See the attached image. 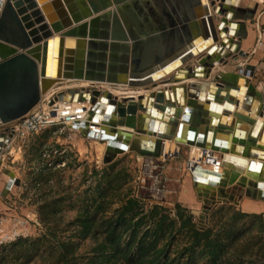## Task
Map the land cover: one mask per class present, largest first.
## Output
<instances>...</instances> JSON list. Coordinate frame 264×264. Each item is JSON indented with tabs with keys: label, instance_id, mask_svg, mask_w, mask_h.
<instances>
[{
	"label": "rangeland",
	"instance_id": "374dc122",
	"mask_svg": "<svg viewBox=\"0 0 264 264\" xmlns=\"http://www.w3.org/2000/svg\"><path fill=\"white\" fill-rule=\"evenodd\" d=\"M212 1L216 7L222 4ZM249 1L255 3L242 0L239 7L246 8ZM218 14L223 19L224 13L219 10ZM244 27L253 33L247 47L243 38L238 51L214 57L213 64L219 63L215 70L204 53L185 65L189 76H193L196 65L205 63V77L198 79L206 85L231 77L234 84L236 76L249 68V89L263 94L264 3L258 5ZM172 74L167 75L170 79L164 78L169 83ZM74 82L66 81L56 88L75 85ZM88 86H79V91L94 89ZM182 86L186 88L188 84ZM203 120L206 119L201 117L197 126H208ZM8 127L9 124L0 125V133ZM175 145L181 154L178 160L166 163L172 168L168 193L164 205L154 211L153 207L143 206L148 193L135 182L137 154L119 153L104 164L96 144L68 131L59 140L52 130L27 138L11 137L0 155V264H134L141 241L154 245L147 248L145 264H264V201L243 197L237 204L217 203L208 218L201 220L203 203L194 190L192 175L183 169L191 148ZM3 169L12 171L19 180V185L5 196ZM184 184L192 187V208L177 201ZM127 201L134 202L131 212L120 217ZM246 202L258 210L248 211ZM159 221L157 235L153 229ZM109 223L119 235L126 230L118 250L108 247ZM195 231L201 236L209 232L208 238L196 237Z\"/></svg>",
	"mask_w": 264,
	"mask_h": 264
},
{
	"label": "water",
	"instance_id": "95a60500",
	"mask_svg": "<svg viewBox=\"0 0 264 264\" xmlns=\"http://www.w3.org/2000/svg\"><path fill=\"white\" fill-rule=\"evenodd\" d=\"M210 1L214 8L215 2ZM216 1L221 4L224 0ZM203 3L204 0H189L184 10H180L176 3L173 6L169 0L156 1L154 5L152 4L153 7H149L144 0H7L0 17V123L8 125L21 119L38 104L40 96L53 86L55 79L47 77L50 55L51 60L56 63V79H85L134 87L135 82L142 85L146 78L150 82L151 78L170 73L196 51L198 48L197 46L194 48L196 43L206 44L209 40L214 43L213 37L206 39V33L214 35L215 28L211 14L206 12ZM74 4L78 10L74 9ZM250 4L249 2L246 8L239 7L238 10L234 5L218 6L220 12L227 13L226 16L233 15L231 20L235 22H231L227 30L225 26L228 20L224 15L218 28L224 25L221 31L224 34H230L231 30H234L233 33H236L239 39L231 41L234 42L231 45L234 51L239 50L240 40L247 37L244 22L253 18L258 7L257 2L253 3V6ZM107 9L111 11H106ZM92 15L97 16L88 23L71 28ZM220 17L221 14H216L215 18L219 21ZM110 18L111 33H107ZM162 33L168 35L162 37ZM173 33H184L185 40L175 37L176 40L172 43ZM168 37L171 40L165 41ZM84 38L89 39L85 46ZM126 38L133 42L131 48L120 42ZM161 38H164V44H168L164 54V48L160 49L159 46L163 41ZM108 39L119 43L108 46L106 43ZM71 42L76 49L68 48ZM222 49L223 44L217 48L212 46L209 53L213 51L219 55ZM72 54L77 57L68 58ZM79 54L82 55L81 59L78 57ZM196 74L197 72H192L193 76H197ZM143 75L148 76L142 78ZM178 77V74L175 75V79ZM252 92L261 99L259 92ZM62 94H58L55 100H63L65 96ZM162 96L163 93L159 91L150 97L161 110L159 114L155 112L152 114L155 108H145L143 101L136 103L131 102L133 100L131 99L126 105L121 103L117 105L107 94L105 99L116 106L115 115L118 119L109 121L105 118L102 121L108 124V127L99 128V132L107 140L104 164L112 162L119 152L126 151L128 147L130 152L139 156L160 157L164 147L161 139L175 144L185 143L183 123L178 125L176 133L175 123L170 133H167L165 123L157 128V121L152 119L148 123L143 119V113L146 115L151 113L152 118L157 116L166 119L165 113L172 111L173 107H162ZM98 106L101 105L95 103L93 108H97V111ZM195 106H197L195 103L189 102L181 117L183 122L187 123L189 114L193 112ZM223 108L229 109L230 106L225 103ZM200 116L206 119L205 114H201L200 111L194 119L195 125L199 124ZM236 117L241 120L237 119L234 126L219 123L220 127L217 130L209 127L208 119L203 120L208 126L189 127L185 133L187 145L227 152L228 141L220 140L218 137L230 136L234 144L232 153L237 152L239 148H245V157L263 155L264 151L260 149L264 150L262 144L264 127L262 133L257 136L255 130L257 122L253 123V118L248 113L238 112ZM211 121L214 124L219 120L213 118ZM246 123H249L250 127ZM123 126L133 129L136 135L131 139L132 133L119 131L118 127ZM145 133L156 138V142L151 143L154 150L144 146L148 144ZM246 136L249 138L248 142H244ZM119 137L124 141L121 142ZM9 141L10 138L6 137L5 133H0V155ZM127 142H130V145ZM223 165L229 169L224 178L218 173L200 169L197 164L191 168L194 190L203 203L201 220L208 218L210 210L217 203L237 204L243 197L264 201V172L263 170L257 172V165L252 167L253 161L247 162L225 155ZM2 172L9 177L2 191L5 196L13 185H19V180L8 169H3ZM202 184L209 187L218 185V188L216 192L207 189L201 191L199 185Z\"/></svg>",
	"mask_w": 264,
	"mask_h": 264
},
{
	"label": "bare ground",
	"instance_id": "6f19581e",
	"mask_svg": "<svg viewBox=\"0 0 264 264\" xmlns=\"http://www.w3.org/2000/svg\"><path fill=\"white\" fill-rule=\"evenodd\" d=\"M147 1V5L149 7H153L154 3L156 1H159V0H144V2L146 3ZM164 1V0H162ZM172 1H175L177 3V7L180 9V10H184L185 6L187 4H189V0H169V2L171 3ZM238 1L239 0H224L223 3L221 5H224V7L226 6H231V5H234V7L237 9V4H238ZM174 2V3H175ZM153 4V5H152ZM180 4V5H179ZM204 6L206 7V12H210L211 14V17H212V20H213V25H214V28H215V33L213 35V33H206V39L207 38H214V43H212L210 40L208 43L206 44H198L196 43L195 47L196 46L198 47L196 49V51L193 52V54L191 53L187 59H184L183 62L177 66L175 69L171 70L170 73L168 72L166 75L162 76V77H154V78H151L152 80L149 82V79L146 78V76L148 75H143L142 78H146L145 79V82H143L142 85H139V82H135L134 84V87H128V86H123L121 85L120 87H122L121 90H119V92H115V95H112L107 89V87H105V85H107L108 87L113 85V84H109V83H106V82H101V81H90V80H85V79H78V80H75V79H62V78H59V79H56L55 78V71H56V63L51 60V55H50V58H49V62H48V68H47V77L48 78H53L55 79L54 80V84L53 86H51V88H49L47 90V92L44 94V96L48 97L51 93L50 90H52V88L54 87H57V85L59 84H62L66 81H79V82H82V84H86V85H90L88 86L89 88H94L93 90L91 91H78L79 89L81 90V88H79L74 94L72 93V97H69V98H73V100H65V102L67 101H73V102H76L77 104H82L83 106L82 107H85L83 108V113L86 117H89L91 120H93L94 123H98L99 124V128L101 126L103 127H108V124L106 123H103L101 122L103 119H107V120H111V121H115L118 119V116L115 115V105H112L110 103V100L106 101V97H107V94H109L111 96V100L112 101H115V103L118 105V104H128L129 103V100L133 99L131 102H136V103H141L143 101V105L145 106L144 104V100L146 99L147 95H144V94H148L149 95V99L150 97L152 96V93H150V91L148 90L149 87L153 88V87H157L158 85H166V87H169V84H167L168 81H166L164 78L167 77V75L169 74H172L174 77L176 74H180L181 77H183L184 75V78L185 79H191L192 77H189L188 74V68L185 67V65L189 62H191V60L194 61V59H196L198 56H202L204 53L206 54L207 56V59H208V62L210 64H212L213 68H215L218 64H213L215 63V61L213 60V58H211L212 56H214L215 52H211L209 53V51L211 50L212 46H215V48H217V46H219L220 44H223V49L221 52H219L220 54V57H223L225 56L226 54L230 53V52H234L233 49H231V41H235L237 40V36L233 33L234 30L232 29L231 30V33H221L222 31V28L224 25H222L220 28H218L219 26V22H221V19L219 21H216V18H215V14L214 12H216V14H218L219 12V7H214L211 5V1L210 0H204ZM145 5V4H144ZM106 11H111L110 9H107ZM105 11V12H106ZM227 13H224V18L226 20H228L225 28L226 30L228 29L229 27V24L231 22H235V21H232L231 18H233V15H227ZM111 23V18L110 20L108 21V25H107V33H111V28H110V24ZM163 36L162 37H165V35H168V33H162ZM193 34V33H192ZM234 34V35H233ZM212 35V36H211ZM173 36H176L179 37V38H183L181 40H185V35L184 33H173ZM190 36H191V33H190ZM195 35H192V37H194ZM159 38V37H157ZM89 39L88 38H84L83 39V45L85 46L87 41ZM161 40H163L159 46H160V49L164 48V50H166L167 46L164 44V38H161ZM168 39H165V41H167ZM120 42L123 43V45H126L128 48H131L133 42L128 38L124 39V40H121ZM174 42V40H172V43ZM184 42V41H183ZM106 43H108V46H110L112 43H119V41H110V39L106 40ZM68 48H71V49H76L75 45L73 42L70 43V46ZM70 50V49H69ZM189 50H192V49H189ZM85 51V50H84ZM166 51L163 52V54L165 53ZM155 53V52H153ZM186 54V52H185ZM155 56V54H153ZM81 54H79V59H81ZM76 58L77 55H69L68 58ZM215 57V56H214ZM64 62V60H63ZM217 62V60H216ZM203 66H205L206 64L203 63L202 64ZM200 68V70H204V68H202L200 65H196V67ZM212 68V69H213ZM196 69V68H195ZM199 69H197L198 71ZM200 73V72H199ZM150 74V73H149ZM178 74V75H179ZM205 77V74L203 76H197V77H194V78H204ZM175 79V78H174ZM173 80V79H172ZM180 78L176 79V81H179ZM236 85L233 86L232 88L229 87L232 83H231V78L228 79V78H225L223 80H219L218 83L216 84H209V85H205V83L201 84V83H195V87H191L192 89L194 90H197V91H200L202 90L200 93L203 94V95H194L195 98L199 101H206V104H204L205 106V109L206 111L203 112V106L200 104V103H195L194 101H189V102H193L195 103L197 106H195L193 109V112H191L193 115H194V111L196 112L195 113V118H196V115L201 111V114H205L206 115H211L210 113V109H214V110H217L218 111H223L224 115L223 116H219L218 120L219 121H215V123L217 122V124H213L212 121L209 123V127L211 129L214 130V127L215 126H219V123H222V120L223 119H227V123H222L223 125L225 126H231L233 120H234V116L236 117V113L238 112H242V113H248V115H252L251 117L253 118V123L257 122V125H256V129L255 130H258V128L260 129L261 128V133H262V130H263V125L261 124V121L264 120V92L263 94L260 95L261 99L255 95L254 92H252L250 89H249V82H248V78H247V71L243 70L241 71L237 76H236ZM149 82V83H148ZM169 83V82H168ZM118 85V84H117ZM133 86V85H132ZM200 90H198V88ZM105 88V89H104ZM141 88H146V91H137ZM104 89V90H103ZM109 89V88H108ZM130 90V91H128ZM134 90V91H132ZM167 90V89H166ZM170 90V89H169ZM161 91V90H159ZM159 91H156L155 94ZM173 91L176 92V89H174ZM68 92V91H67ZM66 92V90L64 91H61V93H63L62 95L64 96H67L68 93ZM163 93V91H161ZM177 93L179 96V99L181 101V103L179 102V109H175L176 108V105L174 103L171 104V102L168 100V102L170 103V105H167L166 106H169V107H173L174 110L172 111H168L167 113H165V118L166 119H163V118H158L157 116L156 117H153L152 118V115L151 113H148V115H146L145 113H143V119H146V122H150L152 119L157 121V119H160L161 121H164L165 122V125L167 127H164L166 132L167 133H170L169 131L172 129V126L174 125V123L176 124V127H175V133L177 131V127L180 123H183L184 126H185V131L183 132V138L185 139V143H182L184 145H187V142H186V131L189 129V127L191 126H195V127H199L197 125L194 124V119L192 120L190 118V114H189V120L186 122H183L181 117H182V114L184 113V110L185 108L188 106L187 103L184 102L183 98L181 97V92L179 90H177ZM70 94V93H69ZM83 96V100H81V97ZM192 95V94H190ZM206 95V97H205ZM164 96H166L165 98L168 99V94L167 92L166 93H163V96H162V107H166L164 106ZM192 97V96H191ZM75 98L77 99V101H75ZM170 98H172V95H170ZM211 98L213 99V101H211ZM219 99L221 100L220 102ZM148 101V100H147ZM210 102H214V103H210ZM91 103V107L89 106V104ZM95 103H98L99 105L101 106H98V110L96 111L97 108H92L93 105ZM151 103V102H148V104ZM227 103L230 108L229 109H225L223 108L224 104ZM53 103H49V106H51ZM182 104V105H180ZM210 104L212 105V107H210ZM151 106L153 108H150L149 106H145V108H150V109H153V113L155 112V114H159L161 113V110L156 106L155 104V100L152 101L151 103ZM247 107L246 110H244L243 108ZM150 111V110H149ZM203 112V113H202ZM163 117V116H162ZM229 117V118H227ZM237 118V117H236ZM259 120H258V119ZM149 119V120H148ZM238 119V118H237ZM241 120V119H239ZM243 120V119H242ZM160 121V122H161ZM236 120H234V123H235ZM12 124V123H11ZM198 124V123H197ZM0 125H4L2 123H0ZM7 126V125H5ZM146 126V125H145ZM95 128V126H94ZM157 128H159L158 126V121H157ZM119 131H126V132H130L132 133V136H131V139L136 135L135 132H133V129H129L127 127H118ZM158 133V131H157ZM97 135L99 137H102L103 135L99 132H97ZM144 135V134H143ZM145 136L147 137L146 140L148 141V144L144 145L147 149H150V150H154V146L151 145V143H155L156 142V138L154 136H148V133H145ZM103 139H104V136H103ZM218 139L220 140H227L228 141V144H227V147H228V150L227 152H224L222 151L221 149H219L218 151H215V154H219V167H208V166H205V165H202L201 163H198L197 165H199L200 169L202 170H207V171H211V172H215V173H218L221 175V178H224L226 176V172L229 171V169L227 167H225L223 165V156L225 155H228V156H231L233 157V159H241V160H245L247 162H250V161H253V165L252 167L256 166L258 168L257 172H260L263 170L264 172V154L261 155V156H258V155H255L253 158H249V157H244V155L242 156V153L244 151V149L242 148H239L237 152H234L232 153L231 152V148L229 147L230 145V141H232V138L229 136V137H225V136H219ZM248 137H244V142L248 141ZM119 140L121 142H123L124 140H122L120 137H119ZM263 140H264V134H263ZM262 140V144L264 145V141ZM161 143L164 144V147H163V154L164 155L165 153H167V151H171V150H176V145L173 143V142H170L169 140H166V139H161L160 140ZM233 142V141H232ZM9 143V142H8ZM7 143V145H8ZM128 145H130V142H127ZM97 145V154L98 156H102V159H104V155H105V151H106V145H107V140L104 139L103 142H96L94 143ZM236 145H239L238 143H236ZM190 148H191V155L195 156V155H199V149L196 145H189ZM209 149V148H208ZM260 151H264L263 149H260ZM124 152H130L129 151V147L127 148L126 151ZM120 153V152H119ZM118 153V154H119ZM123 153V152H122ZM9 170V169H8ZM10 171V170H9ZM14 175V174H13ZM190 175H192V172L190 170ZM6 177H8V175L5 174ZM15 177V175H14ZM16 178V177H15ZM9 179V177H8ZM7 183V182H6ZM193 183V182H192ZM15 185H13L12 187H14ZM200 186V190L201 191H205L206 189L210 192H216L217 188H218V185H216L215 187H209L207 185H199ZM11 187V188H12ZM11 190V189H10Z\"/></svg>",
	"mask_w": 264,
	"mask_h": 264
},
{
	"label": "built area",
	"instance_id": "2783aa9c",
	"mask_svg": "<svg viewBox=\"0 0 264 264\" xmlns=\"http://www.w3.org/2000/svg\"><path fill=\"white\" fill-rule=\"evenodd\" d=\"M6 2L7 0H0V17ZM258 45L261 46L262 43L259 42ZM60 93L61 91L56 88L48 97L41 95L38 104L28 114L9 124L5 130V136L11 141V137L15 135L27 138L41 131L52 130L58 140L68 131L70 134L81 135V138L88 143L103 142V136L97 135L99 124L84 115L82 110L85 107L73 101L55 100ZM51 102L53 104L49 106ZM89 106L91 107V103ZM198 149V156L189 154L188 160L183 163L184 170L190 172L191 168L198 163L214 168L220 166L219 154L216 155L215 151L208 148L198 147ZM180 154L181 151L178 149L172 153L167 151L166 156L160 157L137 155L139 166L135 182H138L142 190L148 193L147 202L143 201L145 208L164 205L170 181L169 174H172V168L166 163L168 160H178Z\"/></svg>",
	"mask_w": 264,
	"mask_h": 264
},
{
	"label": "crops",
	"instance_id": "0c3cea01",
	"mask_svg": "<svg viewBox=\"0 0 264 264\" xmlns=\"http://www.w3.org/2000/svg\"><path fill=\"white\" fill-rule=\"evenodd\" d=\"M241 1L242 0H239L238 1V4H237V10L238 9H240L239 8V4L241 3ZM250 2V1H249ZM251 2H257L258 3V5L260 4V3H264V0H252ZM176 3V2H175ZM174 2H171V5H176ZM253 3H251L250 5L251 6H253L252 5ZM180 5V4H179ZM74 9H76V10H78V7H77V5L76 4H74ZM103 13V12H102ZM98 15H100V14H98ZM97 15H92V16H90V17H88V18H86V19H84L83 21H81L80 23H78V24H74L71 28H75V27H79V26H81V24H83V23H88L91 19H93L94 17H96ZM246 30V29H245ZM246 32H247V37L245 38V40L243 41L244 42V46H248L250 43H251V41H252V34L253 33H251V32H249V31H247L246 30ZM261 39V38H260ZM242 44V43H241ZM218 47V46H217ZM217 53L215 52V54H214V56L215 57H217ZM220 55V54H219ZM218 55V56H219ZM214 56H212L211 58H214ZM215 61V60H214ZM198 65H200L202 68H204L205 69V67L202 65V64H198ZM196 68V69H195ZM250 68H251V66H250ZM197 69H199L198 71H197ZM212 70H215V68H213ZM245 71H247V73H248V75L250 74V69L249 68H247V69H244ZM253 70V69H252ZM188 72H189V70H188ZM193 72H197V76H203L204 75V70H200V68H199V66L198 67H194L193 68ZM200 72V73H199ZM179 74V73H178ZM177 75V74H176ZM247 75V76H248ZM188 76H189V74H188ZM197 76H192V78L191 79H185L184 78V75H183V77H181L180 76V74H179V77L178 78H180V80L179 81H176V79H174L175 77L172 75V78H173V80H172V78H171V82L169 83V84H171V85H169V87H166V85H158L157 87H153V88H151V87H149V91H150V93H152L153 91L154 92H156V91H159V90H161V91H163V93H166L167 92V94H168V99L167 98H165L166 96H164V106H166L167 105V100H169L170 102H171V104L172 103H174L175 105H176V108L175 109H179V102L181 103V101H180V99H179V96H177L178 95V93H177V90H179L180 92H181V97L183 98V100H184V102L185 103H187L188 104V102L189 101H194L195 103H200L202 106H203V112H205L206 111V109H205V106H204V104H206V101H199V100H197L196 98H195V96L194 95H203V94H201L200 92L202 91V90H200L198 87V90H200V91H197V90H194V89H192L191 87H195L196 85H195V83H201V84H203V83H205V81H201L200 79H198V78H194V77H197ZM189 77H191V76H189ZM232 78L233 77H231V83H232ZM167 79H170L169 77H167ZM203 79V78H202ZM236 81V80H235ZM234 81V84H236V82ZM74 82V81H73ZM249 82V81H248ZM72 83V82H71ZM74 83H76L75 85H65V87H63V88H58L59 89V91H64V90H66V92L68 93V95L67 96H65V100H73V98L71 99V98H69V97H72L71 95H72V93L74 94L80 87L79 86H81V85H83L82 84V82H79V81H75ZM184 84H188V87H184V86H182V85H184ZM211 84H213V83H211ZM191 85V86H190ZM206 85V84H205ZM209 85V84H208ZM90 86V85H89ZM234 85L233 84H231L229 87H233ZM109 90L111 91H109L108 89V91L112 94V95H115V92H119V90H121L122 89V87H112V86H109ZM56 89V87L54 88H52V90H50V92L49 93H52L53 92V90H55ZM167 89V90H166ZM170 89V90H169ZM174 89H176V92L175 91H173ZM79 91V90H78ZM128 91H130V90H128ZM132 91H134V90H132ZM137 91H146V88H141V89H139V90H137ZM70 93V94H69ZM77 93V92H76ZM190 94H192V95H190ZM194 94V95H193ZM144 95H147V97H146V99L144 100V104H145V106H149L150 108H153L152 106H151V103H152V100L151 99H149V95L148 94H144ZM170 95H172V98H170ZM192 96V97H191ZM205 97H206V95H205ZM148 100V101H147ZM75 101H77V99L75 98ZM211 101H213V99L211 98ZM221 100L219 99V101L218 102H220ZM148 102H151V103H149L148 104ZM211 104L212 103H214V102H210ZM215 104V103H214ZM180 105H182V104H180ZM244 110H246L247 109V107H245V108H243ZM174 110V109H173ZM194 110V109H193ZM248 110V109H247ZM195 111H194V115L191 113L190 114V118L193 120V119H195ZM210 113H211V115L209 114V115H206V119H208L207 121H208V123H210L211 122V120L214 118V119H218L219 118V116H223L224 115V113H223V111L221 110V111H218L217 112V110H214V109H210ZM250 116H252V115H250ZM203 117V116H202ZM227 118H229V117H227ZM258 119V118H257ZM149 120V119H148ZM201 120V116H200V118H199V121ZM234 120H236L235 122H237V118L234 116ZM234 120H233V122H232V124H231V126H234ZM239 120V119H238ZM259 120V119H258ZM157 121H158V126L160 127V125L162 124V123H165L164 121H161L160 119H157ZM161 121V122H160ZM227 121V119H223L222 120V123H227L226 122ZM244 122H246V121H243V123ZM214 124H217V122L216 123H214ZM246 124H248V127H250L249 126V123H246ZM261 124L264 126V120H262L261 121ZM165 125V124H164ZM165 127H167L166 125H165ZM219 127L218 126H215L214 127V130H217ZM261 128L262 127H260V129L258 128V130H256V132H257V136L260 134V132H261ZM264 141V140H263ZM171 142V141H170ZM231 143H230V145H229V147L232 149V147H233V142L232 141H230ZM246 142H248V141H246ZM6 146H7V144H6ZM5 148V147H4ZM230 149V150H231ZM244 149V151H243V153H242V156L244 155V153H245V148H243ZM191 150V149H190ZM245 157V156H244ZM12 172V171H11ZM13 173V172H12ZM14 174V173H13ZM15 175V174H14ZM16 177V176H15ZM17 178V177H16ZM8 181V177H6L5 176V181H4V183H3V188H4V186H5V184H6V182ZM193 184V183H192ZM13 189V187L11 188V190ZM10 190V191H11ZM236 195H234V197H235ZM177 201L180 203V204H182L183 206H187L188 208H192V206H193V202H194V199H193V194H192V187H190L189 186V184H184L183 185V191L182 192H180L179 193V195H178V199H177ZM244 204H246L245 206H246V209L248 210V211H250V212H252L253 210H258V207H255L254 205H252L251 203H249V202H246V203H244ZM257 208V209H256Z\"/></svg>",
	"mask_w": 264,
	"mask_h": 264
},
{
	"label": "trees",
	"instance_id": "16d2710c",
	"mask_svg": "<svg viewBox=\"0 0 264 264\" xmlns=\"http://www.w3.org/2000/svg\"><path fill=\"white\" fill-rule=\"evenodd\" d=\"M133 201H127V204L123 207V211L122 213L120 214V217H123V216H126V214L130 213L131 212V207L133 205ZM159 207H153V209L151 210H158ZM190 219V218H189ZM190 221V220H189ZM188 221V222H189ZM140 223H142V219L140 220ZM139 223V224H140ZM161 221L159 222H155L154 224V227L155 229H153V231H155L154 233L157 234L156 232H158L160 230V228L157 227L158 224H160ZM126 230L122 231L121 234L119 235L117 232V228L116 227H111L110 226V223H109V226L107 227L106 229V235H107V240H109V244H108V247L111 249V250H118L119 247H120V238L121 236L123 235V233L125 232ZM147 233V232H146ZM203 235L201 236L200 235V232L199 231H195V235L196 237H201L202 239H206L208 238V235H209V232H203L202 233ZM158 235V234H157ZM157 237H160L157 236ZM117 239L113 244L111 243V240H115ZM154 242V241H153ZM216 241H213L211 243H215ZM146 243L144 241H141L139 243V246H138V254H137V259H136V262L134 264H145V261H146V254H147V248L148 247H153L154 245L153 244H150L149 246L145 245ZM144 246H147V247H144ZM130 247V244H127V249H129ZM114 252V251H113Z\"/></svg>",
	"mask_w": 264,
	"mask_h": 264
}]
</instances>
